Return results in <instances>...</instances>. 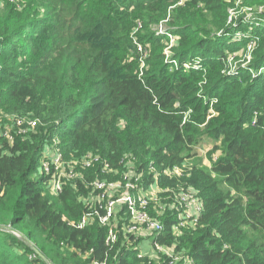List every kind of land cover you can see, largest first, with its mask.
<instances>
[{
	"label": "trees",
	"instance_id": "obj_1",
	"mask_svg": "<svg viewBox=\"0 0 264 264\" xmlns=\"http://www.w3.org/2000/svg\"><path fill=\"white\" fill-rule=\"evenodd\" d=\"M16 5L0 7V107L40 124L13 134V142L0 136V264H175L166 255L152 259L127 250L122 238L107 245V230L96 223L85 230L69 226L65 220H79L85 211L79 193L68 186L55 197L50 177L42 171L37 179L43 150L56 141L65 158L94 151L117 167L134 154L163 204L197 190L204 208L198 222L176 238L178 216L169 212L156 237L160 245L196 264H264V30L253 24L236 45H225L238 28L228 27L224 0ZM174 6L173 13L204 6L220 31L208 36L194 16L177 21L176 68L164 54L165 37L149 29ZM139 23L144 33L135 37L152 46L143 71L132 41ZM252 42L254 63L229 71L228 56ZM206 138L218 143L211 166L198 161Z\"/></svg>",
	"mask_w": 264,
	"mask_h": 264
},
{
	"label": "built area",
	"instance_id": "obj_2",
	"mask_svg": "<svg viewBox=\"0 0 264 264\" xmlns=\"http://www.w3.org/2000/svg\"><path fill=\"white\" fill-rule=\"evenodd\" d=\"M250 46L255 49L254 42ZM140 49L142 51L143 48ZM228 65L231 66L229 59ZM37 121L26 117L24 123L30 127L24 132L32 130ZM11 135L9 139L13 140V134ZM42 159L46 162L43 173L50 177L51 194L57 197L68 186H72L85 206L79 220H65L70 227L85 230L96 223L107 230V245H114L122 238L127 241V250H138V253L149 255L152 259L166 255L175 264H196L184 255L176 253L174 247L160 245L156 242V237L164 230L163 219L169 212L178 216L173 228L176 238L180 237L186 228L195 226L204 209L197 190L189 188L176 195L175 202L163 204L157 186H151L154 188L153 194L151 187H147L144 173L137 170L139 159L131 153L125 154L117 167L94 151L81 157L65 158L61 142L56 141L44 148ZM208 166H211V163ZM179 172L177 170L168 174L175 175ZM90 173L95 176L91 181L86 177L91 175ZM93 264L108 263L105 261Z\"/></svg>",
	"mask_w": 264,
	"mask_h": 264
},
{
	"label": "rangeland",
	"instance_id": "obj_3",
	"mask_svg": "<svg viewBox=\"0 0 264 264\" xmlns=\"http://www.w3.org/2000/svg\"><path fill=\"white\" fill-rule=\"evenodd\" d=\"M8 2L4 0H0V7L3 8V6L7 5L10 6V9L14 6H17L16 3L18 0H7ZM227 3V14L229 16V19L231 18V23H228V27L233 26L234 28H242V30H233L229 33V35H226L224 37L225 39V45H236L239 40L243 39L246 35V29L247 27L251 28L254 24V30H264V5L262 6H250L245 1L242 0H224ZM184 2V0H183ZM180 3L179 5H181ZM178 6V5H177ZM176 6V7H177ZM171 7L168 12V16L161 20L158 23H154L153 25H150L149 29L155 33H157L159 36H164L165 41L162 42V44L165 46L164 48V54L168 59L173 60L174 54L176 51L177 46V38H176V28H177V21H180L183 17H196L195 20L197 21L195 26H199L200 29L205 30L209 35L212 33H219L220 31L215 29L213 27L215 16L210 10H206L205 7L202 11L197 10H191L192 12H189L187 8H184L182 11H176L174 10L176 8ZM22 7H20L21 9ZM262 18V19H261ZM72 23V22H71ZM73 24V23H72ZM239 26V27H238ZM143 24L139 23L138 29L132 34V41L135 46L134 51L138 50L140 53H142L141 58V71L143 70H149L147 63V59L149 58L150 52L152 50V46L149 43H142V41L139 39V37H135V34H139L143 31ZM144 33V32H142ZM258 35L256 31H254L253 37L255 38ZM257 40V39H256ZM251 43L248 44V46L243 47L241 50L233 51V54L229 55V62L231 66L228 65L229 71H235L242 68H247L250 65L254 63V55L253 51L255 49L251 48ZM142 47V51L140 49ZM250 49V50H249ZM232 53V52H227ZM147 58V59H146ZM234 60H233V59ZM189 62V61H188ZM193 63H201V61H198V59H193ZM173 64L175 65L174 68H176L179 64V62H175L173 60ZM191 65L187 66L186 68L189 69ZM1 102V101H0ZM1 104V103H0ZM24 119L19 115L8 113L5 111L2 107H0V136L3 138H6L9 142H13L12 139H9L12 135L11 134H17L22 135L25 133L24 131L27 130L30 125L27 123H24ZM34 119V118H32ZM37 121V119H35ZM40 124V121H37V125L32 130L29 131H35V129ZM27 131V132H29ZM218 144L213 139H204L203 142L198 146L197 152L199 153L198 161L202 159L203 164H209L212 162V160L216 157L217 154H212L210 156V152L214 149V146ZM212 157V159H210ZM197 161V159L195 160ZM192 162V161H191ZM194 162V161H193ZM46 162L43 161V159H40L39 166H38V174L37 179L39 180L41 177V173L43 171L44 164ZM154 188L151 187V193L153 194Z\"/></svg>",
	"mask_w": 264,
	"mask_h": 264
},
{
	"label": "water",
	"instance_id": "obj_4",
	"mask_svg": "<svg viewBox=\"0 0 264 264\" xmlns=\"http://www.w3.org/2000/svg\"><path fill=\"white\" fill-rule=\"evenodd\" d=\"M34 251H35L36 253L40 254V252H39L38 250L34 249ZM44 258H45V257H44ZM44 260H46V262H48L46 258H45ZM49 264H50V263H49Z\"/></svg>",
	"mask_w": 264,
	"mask_h": 264
}]
</instances>
